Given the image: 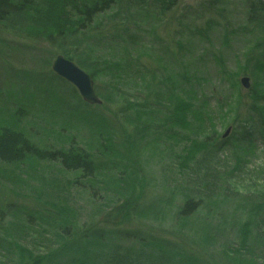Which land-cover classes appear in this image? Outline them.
<instances>
[{
  "label": "rangeland",
  "instance_id": "374dc122",
  "mask_svg": "<svg viewBox=\"0 0 264 264\" xmlns=\"http://www.w3.org/2000/svg\"><path fill=\"white\" fill-rule=\"evenodd\" d=\"M217 1L180 0L176 11L161 18L149 12L137 15L136 9L133 11L115 7L99 16V23L103 28L108 24L115 27L112 18L115 16L125 22L124 26L129 24L127 32L138 35V43L141 45L140 49H136L137 53L132 60L159 58V53L160 57L178 56V51L169 56L168 52L174 47L173 36L178 32L180 16L193 19V14L201 10L200 5L215 4ZM225 1L227 3L220 5L216 13L193 20L194 30L191 32L182 27L181 31L187 33L183 40L188 47L186 51L190 50L187 52L190 58H186L185 64L189 66L188 78L196 76L189 87H193L196 79H207V76L214 78L221 68L216 61L220 58L226 67L236 70L235 65L244 61L242 54L264 37V32L260 33L257 29L255 35L245 32V37L239 32L249 15L247 1ZM212 20L214 25L229 26L231 31H235L234 35H229L226 40L224 31L215 27L203 33L207 38L201 34L199 37L198 31L201 33L205 30L204 24ZM16 23L17 20L13 18L7 22L9 26H0V134L4 128L23 132L42 151H66L78 147L87 152L96 163L98 172L95 177H86L79 170H66L58 161H41L37 156H29L21 163L7 164L0 161V264H36L41 259L47 261L40 264H58L59 260L54 259L56 251L64 244L82 246L86 241L80 236L81 232L93 226L104 227V223L108 221L103 215L115 205L121 206L123 196H128L125 195L127 191L133 200L142 202L145 213L132 215L128 222L121 225L123 229L133 231L143 225L158 234H154L156 238L162 236L172 241L181 240L191 245L190 248L209 263L220 262L223 255L238 252L239 239L247 227L254 221L264 220V214L258 215L254 204L258 201L257 195L249 196L256 185L264 186V149L257 151L255 156L252 154L245 158L243 164L236 163L232 157L225 158L222 154L200 163L202 151H197L195 157L187 160L185 150L191 148L186 142L188 135L181 126L170 124L174 114L164 110L152 128L157 136L161 135L159 139L135 141L131 152L126 155L124 149L117 146L122 138V133L115 134L114 129L118 126L111 125L113 130L105 134L90 118L101 116L113 119L114 113L120 108L111 94L113 85L109 77L110 70L103 69V66L106 62L125 58L127 50L129 51L127 48H130L125 39L126 32L123 31L115 42L107 46L99 40L93 43V31L86 32L80 38L79 50L82 49V54L77 56L67 46L58 49L42 41H35L25 33L28 32L29 22L23 26L17 24L12 30V25ZM110 27L106 29L111 30ZM108 34L113 36L112 31H108ZM200 38L203 40L200 41ZM110 45H113V50ZM95 49L100 51L104 64L95 67L82 65L85 60L95 58ZM58 56L72 60V63L92 77L101 105L89 106L75 86L54 74L53 63ZM174 60L170 59L169 62H173L170 65L164 64L162 70L172 76V86L177 88L179 77ZM178 61L181 64L182 60ZM247 76L251 78L253 86V77L249 74L242 75ZM207 81L206 89L211 105L214 106L219 101L216 98L221 97L215 93L231 89L230 79L225 80L223 87L217 82V78ZM260 84L264 87L262 81L257 82V85ZM247 92L242 88V93ZM186 93L183 89H175L174 92L166 93L164 102L172 109L175 108V102L181 107L182 101L187 100ZM241 120L244 121L243 118ZM215 123L218 125L220 141L232 137L239 124L234 122L233 116L216 120ZM225 123L229 125L223 129ZM164 126L167 127L166 130H163ZM228 130L230 134L226 137ZM246 130L244 124L241 133H248ZM207 132L193 141L210 140L213 145L218 133L214 136L210 130ZM174 135L178 136L173 139ZM92 192L97 194L92 195ZM199 199L214 201L216 211H211L202 203L201 207L197 205ZM187 208L192 213V218L185 224L179 223L176 216L181 209ZM210 215L213 218L208 219ZM113 222L114 219L109 221L108 226H112ZM194 223L203 224L208 238L204 237L202 230L197 229ZM64 228L65 231L71 229L72 237L65 235ZM126 243L127 247H132V244ZM101 244L105 246L101 251L105 250L101 263L109 264L117 242L109 240ZM258 251L255 260L258 264H264V249ZM78 252L83 259L77 264L91 257L87 255L84 259L86 248ZM132 255H138L137 246ZM69 262L61 261L60 264Z\"/></svg>",
  "mask_w": 264,
  "mask_h": 264
},
{
  "label": "trees",
  "instance_id": "16d2710c",
  "mask_svg": "<svg viewBox=\"0 0 264 264\" xmlns=\"http://www.w3.org/2000/svg\"><path fill=\"white\" fill-rule=\"evenodd\" d=\"M245 1H247L249 15L244 22L246 24L239 32L244 37L247 34L245 32L255 35L256 29L260 33L264 32V0ZM179 3L180 0H0V26H9L7 22L13 18L17 20V23L12 25V30L15 29L17 24L23 26L29 22L28 32L25 33L35 41H42L58 49L61 46H67L71 50H74L77 56L82 54V49L79 50L81 45L80 38L86 32L93 31L91 36L93 43L99 40L106 43L107 46L115 42L114 40L119 38L122 32L125 31V39H127L126 41L130 48H127L129 51L127 50L125 58L121 57V61L106 62L105 65L100 58V51L95 49V58L82 62V65L88 64L92 67L104 64L103 69L107 68L110 70L111 76L109 77L113 85L111 94H113L114 102L120 105L119 110L114 113L113 119L91 116V122H95L101 130L105 131V134H107V131L113 130L111 125L116 124L118 128L114 129L115 134L120 135L122 133L121 141L117 146L122 147L125 154L129 155L133 142L145 139L152 141V139H157L161 136H157V132L152 131L153 123L160 118L164 110H168L174 114L169 121L170 124L172 126H181V129L188 135L186 142L191 148L185 150L187 160L195 157L197 151H202L200 163L203 161L208 162L211 157L222 154L225 158L232 157L233 160H236V163L241 162L243 164L245 158H249L252 154L255 156L257 151L264 149V87L261 84L257 85L258 81L264 83V37L260 41L253 43L252 48H249L245 54H242L241 57L244 58V61L235 65L236 70H230L226 67L222 58L216 60L221 68L217 71L214 78L218 79L217 82L221 83V87H223L226 79H230L231 89L226 92L220 91L215 93L216 96L219 94L221 97L216 98V100H219L217 103L213 99V102L216 104L213 106L211 105L206 85L208 84L207 79L214 78L207 76V79L205 77L203 79H196L195 81L198 83H195L193 87H189L196 76L193 75L192 79L188 78L190 77L187 72L189 66L185 64H187L186 58H190V54H187L190 50L186 51L188 47L183 42L187 33L181 30L183 28L184 30L187 29L188 32H191L192 29L194 30V25H192L193 20L202 15L216 13L220 9V5L222 6L227 3L225 0H218L215 4L208 3L206 6L200 5L199 9L201 10L193 14V19L187 16H180L177 27L178 32H175L173 36L175 42L171 41L174 47L168 52L169 56L174 51H178V56L166 57L164 55V57H160L161 54L159 53L157 55L159 58H135V60H132L137 53L136 49H140L141 45L138 43L140 41L138 35L134 32H127V29L130 27L129 24L124 26L125 22L121 19H116L115 16L112 17L113 21H115V27H110L108 24L103 28L99 23V16L105 12L112 11L115 7L123 10H128L129 8L133 11L136 9L135 14L137 15L149 12L161 18L165 17L166 14L176 11ZM183 22L188 25H185ZM214 24L213 20L210 23H205V30H202L201 33L198 31L199 37L200 34L202 36L205 31L212 30L215 27L224 31L223 34H225L226 40H228L229 35H234L235 31H231L229 26ZM108 26L111 30L106 29ZM108 31L113 32L112 37L108 34ZM152 31L154 35L155 32L153 29ZM223 34L220 35L223 36ZM204 36L207 38V35ZM163 39L166 40L164 37ZM234 39L232 38V40ZM202 40L200 38V41ZM110 48L113 50V45H110ZM170 59H175L174 62L177 63L176 67L179 77L177 88L172 86L171 81H174L172 76L169 73H164L162 70L164 64L170 65L173 62H169ZM178 59L182 60L181 64H179ZM76 63L81 62L76 61ZM191 68H193V65ZM247 74L253 77L254 83L251 90L247 93H242L240 80L242 75ZM258 75L263 76V78L261 79ZM149 76L150 79L148 80ZM175 89L179 91L185 90L187 92V100L182 101L181 107L175 102V108L172 109L166 105L167 103L164 100H166V93L174 92ZM229 116H233L234 122L236 121L239 124L237 123V129H235V134L232 137L220 141V133L217 130L218 125L215 122ZM244 124L248 133L242 134L241 127H244ZM228 125L229 123L223 124V129L228 127ZM261 127L263 130H261ZM166 128L164 126L163 130H166ZM207 130H210L214 136L218 133V137L214 140L213 145L210 143V140L207 142L204 139L199 142L193 141L194 138L201 136V134L203 136L206 135L208 133ZM177 136L174 135L173 139ZM200 143L203 144L202 147ZM113 146H115V143ZM224 152H228L229 154ZM29 156H37L41 161L45 159L54 162L58 161L66 170H79L86 177H95L98 172L95 166L96 163L83 149L73 147L66 151L48 149L42 151L29 141L25 133L4 128L0 134V161L7 164L21 163ZM262 178L263 182L264 175ZM88 191L90 192L91 189H88ZM96 194L92 192V195ZM125 195L128 196H123L124 202L121 205L122 207L115 205L110 209V212H106L103 215V218L108 221L107 223L109 221L112 222L114 219L112 226L104 223L105 226L102 228L93 226L89 230L82 231L80 236L84 237L86 241L82 246L64 244L56 251L55 257H51L59 260L58 264L61 261L67 260L70 261L69 264H77L78 261L83 259L80 258L78 251L81 252L83 248H86L84 259L87 258V255L91 257H88L82 263L102 264V255L105 250L101 251L105 246L101 243L103 241L114 240V242H117V248L114 249L109 264H258L255 260V254L259 252L258 250L264 249L263 219L254 221L243 232L244 235L239 239L240 243L238 246L240 248L238 252H230L228 256L223 255V259L220 262L209 263L202 255L200 256L192 250L190 248L192 247L191 245L181 240L177 242V239H174L172 241L162 236L156 238L154 234L156 236L158 234L153 233V231L145 228L143 225L133 231L126 228L123 229L121 225L128 222L129 218H132V215H142L145 213L142 202L135 201L129 197L131 196L129 191ZM252 195H257L258 201L254 202L258 210L257 214H264V186L256 185L255 190L249 196ZM201 203L207 205L211 211H216L214 201L199 199L197 205L201 207ZM137 207L138 209H136ZM188 210V208L181 209L180 213L176 216V220L179 223L185 224L192 218V213ZM210 218H213V216L210 215L208 219ZM194 226L202 230L204 237L208 238L207 232L203 230V224L194 223ZM253 228L255 229L250 234ZM63 230L65 235L67 234L70 238L71 229L68 228V231H65L64 228ZM126 242L132 244V247H127ZM135 246H137V256L132 255ZM262 255L264 260V251H262ZM251 256L253 259H250ZM42 261L47 260H37L36 264H40Z\"/></svg>",
  "mask_w": 264,
  "mask_h": 264
},
{
  "label": "water",
  "instance_id": "95a60500",
  "mask_svg": "<svg viewBox=\"0 0 264 264\" xmlns=\"http://www.w3.org/2000/svg\"><path fill=\"white\" fill-rule=\"evenodd\" d=\"M53 64L54 73L75 86L85 102L90 105L101 104L98 95L95 94L93 79L88 73L80 69L75 63L68 61L64 56L57 57ZM241 83L246 89L252 88L250 77L243 78Z\"/></svg>",
  "mask_w": 264,
  "mask_h": 264
},
{
  "label": "bare ground",
  "instance_id": "6f19581e",
  "mask_svg": "<svg viewBox=\"0 0 264 264\" xmlns=\"http://www.w3.org/2000/svg\"><path fill=\"white\" fill-rule=\"evenodd\" d=\"M258 1H260V0H258ZM55 60H56V59H55ZM67 60H68V59H67ZM68 61H70V60H68ZM70 62H71V61H70ZM53 72H54V71H53ZM54 74H55V73H54ZM55 75H56V74H55ZM57 76H58V75H57ZM247 77H248V76H247ZM243 78H246V77H242L241 80H240V82L242 81ZM250 79H251V78H250ZM69 84H70V83H69ZM241 87H242L243 89H246V88L243 87L242 83H241ZM251 87H252V84H251ZM251 89H252V88H251ZM251 89H246V91H247V90L249 91V90H251ZM94 90H95V88H94ZM95 94H96V93H95ZM96 95H98V94H96ZM98 97H99V96H98ZM99 99H100V97H99ZM100 101H101V99H100ZM97 105H98V104H97ZM100 105H101V104H100ZM89 106H94V105H90V104H89ZM94 107H96V106H94Z\"/></svg>",
  "mask_w": 264,
  "mask_h": 264
}]
</instances>
